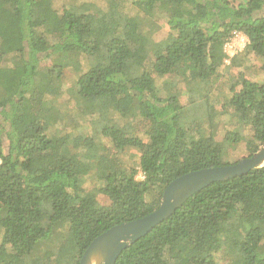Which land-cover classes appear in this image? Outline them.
Masks as SVG:
<instances>
[{"label":"trees","instance_id":"16d2710c","mask_svg":"<svg viewBox=\"0 0 264 264\" xmlns=\"http://www.w3.org/2000/svg\"><path fill=\"white\" fill-rule=\"evenodd\" d=\"M103 1L57 10L54 0H0V76L10 80L0 84V264H80L97 237L156 211L177 178L234 164L237 145L252 156L264 142V79L231 81L222 140L212 100L235 33L249 41L245 56L264 62V0ZM160 20L169 32L155 39ZM184 93L200 97L194 108ZM64 95L73 108L56 107ZM219 255L264 264V166L195 194L116 264H218Z\"/></svg>","mask_w":264,"mask_h":264},{"label":"water","instance_id":"95a60500","mask_svg":"<svg viewBox=\"0 0 264 264\" xmlns=\"http://www.w3.org/2000/svg\"><path fill=\"white\" fill-rule=\"evenodd\" d=\"M264 166V142L256 153L238 162L185 174L164 190L160 207L141 219L119 224L97 237L83 254L80 264H116L121 253L168 220L191 197L214 183L242 177Z\"/></svg>","mask_w":264,"mask_h":264},{"label":"rangeland","instance_id":"374dc122","mask_svg":"<svg viewBox=\"0 0 264 264\" xmlns=\"http://www.w3.org/2000/svg\"><path fill=\"white\" fill-rule=\"evenodd\" d=\"M81 1V0H79ZM98 2L100 5L103 6V8L105 7V2L103 0H93ZM242 0H235L236 3L241 2ZM54 4H55V8L57 10H63V8H65L69 2L68 0H54ZM128 6V5H127ZM106 13H102L100 14V17L104 16ZM159 25L161 27V31L157 32L154 34V38L155 39H163L166 37L168 31V28L165 24V22L163 20L159 21ZM244 38H246L244 36ZM246 41L247 38H246ZM237 47L232 45V48H229L226 50L225 52L227 53V62L225 61V64L223 66V68L221 69V79L219 80V83L217 85V90H216V94H214V96L212 97V100L215 102V109L218 112V117H217V122L219 123V128L217 131V138L218 140H222V137L224 135V132L229 129L230 127V121L228 119V117L226 115L222 114V108L221 106L223 105L225 99H227V97H230V93L228 91V87L231 84V81L235 79V77L242 72L244 74V76H246L248 79L256 81V82H261L264 79V62H260L257 61L256 59L253 58V56L247 55L245 56V50L247 48L248 43L244 46L243 41L241 39H238L237 41ZM239 44V46H238ZM241 45V46H240ZM235 59H242V63L239 65V67H233L232 66V62ZM81 63H82V70L86 71L88 69V62L85 58H81ZM10 80H6L4 78H2V76H0V84H2L3 87L7 86ZM159 84H161V81H158ZM219 89V90H218ZM186 88L182 87V92H185ZM68 92V89H67ZM70 93V92H69ZM68 93V94H69ZM67 95V94H66ZM70 95V94H69ZM194 101L193 103L197 104L200 101V97L198 96H194V98H188L187 94H183V96L181 97V104L182 105H186L187 107H195V105H191L190 103ZM71 102V103H70ZM59 106L60 110H66V108H73L74 107V103H73V99H70L68 96H63L62 98H60L57 101V105L56 107ZM71 116L74 117L75 123L78 126H82L84 131H87V126L89 125V122L87 119H85L84 117H79L77 116L75 113L71 112L70 113ZM77 116V117H76ZM207 129H209V127H207ZM208 131V130H206ZM105 143V145L107 147H109V142L108 140H104L103 141ZM135 154V151H128V155L125 156V159L128 163H132L133 165H137L138 161H139V154H137L134 157H131V154ZM249 154L246 151L245 145L243 144H239L235 147V149H232L231 151H229V156L228 159L230 161L233 162H238L239 160L248 157ZM138 180H143V176L141 173H139V175L137 176ZM96 187V181L93 178V176H89L88 178H86V181L84 183V189L85 190H91L92 188ZM98 201L99 203L103 206V205H108L110 202L108 200V198L99 195L98 196ZM218 264H224V262L220 261V255L218 256Z\"/></svg>","mask_w":264,"mask_h":264},{"label":"built area","instance_id":"2783aa9c","mask_svg":"<svg viewBox=\"0 0 264 264\" xmlns=\"http://www.w3.org/2000/svg\"><path fill=\"white\" fill-rule=\"evenodd\" d=\"M238 39H241L243 41L244 46L249 42V41H246V38H244V35H242L241 33H235L234 36L226 43L224 49L226 50V47H227V50H228L229 48H232V45L237 47V42L236 41ZM238 46H239V44H238ZM227 59H226V62H227Z\"/></svg>","mask_w":264,"mask_h":264}]
</instances>
